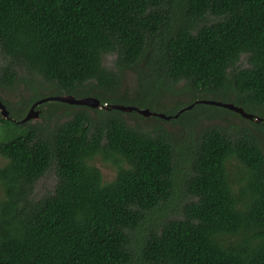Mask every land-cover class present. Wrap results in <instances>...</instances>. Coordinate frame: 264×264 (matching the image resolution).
Returning <instances> with one entry per match:
<instances>
[{
    "label": "trees",
    "instance_id": "16d2710c",
    "mask_svg": "<svg viewBox=\"0 0 264 264\" xmlns=\"http://www.w3.org/2000/svg\"><path fill=\"white\" fill-rule=\"evenodd\" d=\"M142 60L141 83L183 81L198 96L169 119L131 116L188 126L223 116L204 109L187 119L217 106L199 102L174 117L204 98L263 108L264 0H0V87L24 81L33 94L15 111L0 98L9 111L0 115V264H135L137 254L142 264H264V148L250 129L264 131L204 129L184 187L193 200L147 229L174 188L177 153L160 124L142 130L103 106L94 120L83 105L59 123L20 122L28 103L54 93L118 103L122 71ZM44 84L54 92L38 95ZM99 154L113 157L109 182L91 163ZM48 173L53 189L34 197Z\"/></svg>",
    "mask_w": 264,
    "mask_h": 264
},
{
    "label": "rangeland",
    "instance_id": "374dc122",
    "mask_svg": "<svg viewBox=\"0 0 264 264\" xmlns=\"http://www.w3.org/2000/svg\"><path fill=\"white\" fill-rule=\"evenodd\" d=\"M113 55H107L103 59V65L108 69H113ZM144 61H140L135 67L128 68L122 71L120 85L118 87L117 97L118 103L122 105H133L137 107H146L147 109L164 114H172L179 107H182L192 100L197 99L198 93L193 92L183 81L177 83H171L169 89L162 88L160 85H152L151 83H141L140 70L143 68ZM244 63H240L239 66H243ZM22 72V71H21ZM20 77L28 79V76L22 72ZM37 80V78H35ZM163 89V91H162ZM162 91V93H161ZM54 92V89L46 87L45 84L39 88L38 95L50 94ZM57 95V93L50 94L49 96ZM200 95V94H199ZM209 96H217L218 94H208ZM33 96L32 90H29V86L24 81H19L14 86L0 87V98L7 102L10 109L18 110V104L22 100L29 101L30 97ZM46 98V97H42ZM232 99V97H230ZM206 99V98H204ZM214 99V98H211ZM52 102V101H49ZM31 102L25 107V111L29 110ZM48 103H42L41 108L46 110L45 117H42L41 111L39 117L32 119L30 124L35 123H59L70 118L75 111L81 109L80 105H69L65 107L63 103H57L60 105L54 106L53 104L47 105ZM184 104V105H183ZM182 105V106H181ZM53 106V107H50ZM207 110L211 112L222 113L223 116H213V117H201L192 122L189 126L184 124V122H170L160 121L156 117L150 119H145L138 115H132L123 112L120 116L131 126H135L142 130H153L155 125L160 124L162 128L169 134L172 138L176 150L175 161V170H174V188L171 198L168 202L161 204L157 209L150 212L143 223V227L153 228V226H158L164 218L171 217H180L184 206L193 200L185 192V181L189 178L192 172V159L195 151V143L198 141L201 132L210 127L217 126L230 130L231 132L235 129L242 128L243 126H251L258 130L264 131L263 128L256 126L255 124L249 123L247 120H243L240 116L232 114L229 111H224L221 107L212 106V107H196L193 111H188L187 119H191L194 115L199 113L202 110ZM252 113L262 116L264 115V107L255 106L251 108ZM90 116H93V119L96 120L97 114L93 108H87ZM52 112V115H47ZM251 112V111H250ZM43 115V116H45ZM235 116V117H234ZM158 119V120H157ZM256 133L261 141V144L264 148V135L253 131ZM255 134V135H256ZM111 160H106L103 155L99 154L94 157L92 164L99 168L103 181L109 182L113 179L114 176V166L111 163ZM4 163V159L0 156V164ZM233 171H236L235 168H232ZM56 179L52 173H48L38 180L35 184L34 197H40L41 195L51 191L55 185ZM1 195V192H0ZM142 227V228H143ZM144 234L143 232L141 233ZM132 244L134 248L138 246L137 239L133 234L131 236ZM140 256L137 254L135 258V264H142L139 260Z\"/></svg>",
    "mask_w": 264,
    "mask_h": 264
},
{
    "label": "water",
    "instance_id": "95a60500",
    "mask_svg": "<svg viewBox=\"0 0 264 264\" xmlns=\"http://www.w3.org/2000/svg\"><path fill=\"white\" fill-rule=\"evenodd\" d=\"M47 100H56V101L65 102V103L72 104V105H83V106H87V107H91V108H98V107L103 106L106 108L118 109V110H121L123 112L136 111L143 116H149L150 114H154V115H157V116L165 118V119H169V117H170V116H167L163 113H155L153 111H150L147 108H138L136 106H131V105L125 106L122 104L113 103V104H109L108 106H106L107 104L100 103L99 99L92 97V96L77 98L71 94H61V95L49 96V97L42 98V99L35 101L30 106L27 114L22 119H20V122L23 123V122L28 121L29 119L38 118L39 117V111L36 110L35 107L37 105H39L40 103L47 101ZM199 102H202L205 104H210V105L222 106L224 108H227L229 110H232V111L240 114L242 117H244L246 119H250V120H253L255 122H261L264 125V118L263 117L246 111L242 106H238L232 102H223V101L213 100V99H198L195 102H192L191 104L187 105L185 108L181 109L178 113H176L174 115V117H177L181 111H183L185 109H189L195 103H199ZM8 113H9L8 109L6 108L4 103H2V101L0 100V115L3 118H9Z\"/></svg>",
    "mask_w": 264,
    "mask_h": 264
},
{
    "label": "flooded vegetation",
    "instance_id": "af4514ba",
    "mask_svg": "<svg viewBox=\"0 0 264 264\" xmlns=\"http://www.w3.org/2000/svg\"><path fill=\"white\" fill-rule=\"evenodd\" d=\"M36 110H38V111L40 112V110H39V109H37V108H36Z\"/></svg>",
    "mask_w": 264,
    "mask_h": 264
}]
</instances>
